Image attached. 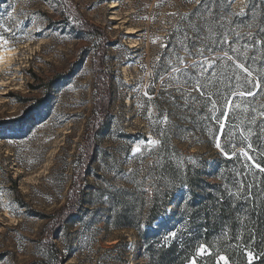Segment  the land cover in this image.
<instances>
[{"label":"rangeland","instance_id":"rangeland-1","mask_svg":"<svg viewBox=\"0 0 264 264\" xmlns=\"http://www.w3.org/2000/svg\"><path fill=\"white\" fill-rule=\"evenodd\" d=\"M190 22L205 36L203 26L214 22V51L195 54ZM84 23L95 33L82 32ZM0 35L8 40L0 50V264H53L52 244L64 264H151L137 232L116 222L148 219L155 193L171 186L172 162L206 164V181L222 184L228 197L256 195L264 204V171L255 166L264 168V0H0ZM100 47L109 116L95 139L83 204L51 238L49 218L67 204L84 155ZM177 54L186 64L205 62L203 71L188 69L206 85L201 91L188 96L169 86L165 69ZM124 189L143 192L141 212L126 195L112 203ZM187 203L172 217L168 207L162 228L142 229L183 246L194 228L183 216ZM255 246L252 264H264ZM220 257L202 242L191 255L194 264H224Z\"/></svg>","mask_w":264,"mask_h":264},{"label":"trees","instance_id":"trees-1","mask_svg":"<svg viewBox=\"0 0 264 264\" xmlns=\"http://www.w3.org/2000/svg\"><path fill=\"white\" fill-rule=\"evenodd\" d=\"M82 29V30H81ZM80 30L84 33L94 34V28L84 23ZM94 71L96 75L97 99L94 103V115L87 127L84 155L78 173L75 175L68 202L56 214L49 219L52 224L46 231L55 236L63 225L77 215L84 201L82 184L88 175L90 167L96 157V136L99 134L104 121L109 116L111 104V84L108 75L104 71V50L100 47L95 53ZM191 160L195 157L190 156ZM207 165H194L186 162L182 168H178L172 162L165 176L171 181L167 190H159L151 200V209L146 221L138 215L135 223L128 218L116 222L121 228H133L142 244L148 247V255L151 264H192L191 258L194 248L203 243L209 251L216 254V258L224 256L230 264H247V252L250 251L251 242L255 241V250L264 252V204L258 201V197L247 198L246 195L228 197L224 193L222 184H210L206 181ZM13 181V180H12ZM13 183H15L13 181ZM137 199L140 212L145 207L146 200L143 192L132 193L121 190L112 194V203L122 196ZM188 200L183 211L184 218L194 222V228L189 229L192 238L184 242V245L173 243L166 246L160 243V235L156 231L143 230V226L159 229L164 226L160 223L162 215L168 207L171 208L170 216H174L179 204ZM255 204L256 210L251 209ZM169 208V209H170ZM190 224V223H189ZM250 224L253 225L252 233H249ZM154 239L156 241H154ZM262 241V243H261ZM260 242V243H259ZM54 259L53 264H64L62 253L52 244L48 248Z\"/></svg>","mask_w":264,"mask_h":264},{"label":"snow or ice","instance_id":"snow-or-ice-1","mask_svg":"<svg viewBox=\"0 0 264 264\" xmlns=\"http://www.w3.org/2000/svg\"><path fill=\"white\" fill-rule=\"evenodd\" d=\"M199 2V0H197ZM211 14V13H210ZM241 14H243V9H241ZM11 15V13H9ZM212 23L214 22H206L203 27L207 28L208 34L201 35L200 34V28L197 27L196 24L190 22V26L195 29L197 35L195 36V40L199 41L200 46L197 47L195 54L199 56H204V53L206 51H214L213 48L210 47V44L212 42V35H213V30H212ZM10 29H5V31H9ZM187 39V35L185 37ZM207 41V43H206ZM8 44V40L3 36L0 35V50L4 49V46ZM184 51L188 56L193 55L191 50L186 46L182 45ZM235 51V50H233ZM227 56V53H225ZM210 59V58H207ZM228 59H232L231 56L228 57ZM183 65V67L181 66ZM239 67H243L242 65H238ZM205 67V62L204 61H193L191 64H186L184 57L179 56L178 54L176 55V63L173 64L171 61L169 62V67L165 69L166 74L169 76V86L176 87L177 91H181L182 89L184 92L182 94H187L188 96L191 95V91H201L203 88L206 87L205 84L201 83L199 79L195 80L193 82L192 78L188 75V69H195V68H200L201 71H203ZM175 73H180L184 79L181 81L178 79L174 74ZM162 81L164 80V77H161ZM247 95H254L251 91L246 93ZM147 95V93H145ZM201 95H205V93L201 92ZM241 95H245V93H241ZM167 118L165 117V120ZM152 144H157L159 141H151ZM217 148H220L221 145L219 143L216 144ZM249 148L252 147V145H248ZM136 151H140L139 148L136 149ZM244 156L247 157L249 160H252V157L249 156L248 152L245 151ZM227 155V153H225ZM257 168H260L261 171H264V168H262L259 164L255 165ZM198 252L200 254H203L205 252V249L203 246L198 249ZM247 256L249 258V264H252V260L255 258L253 253L251 251L247 252ZM220 260L224 262V264H229L228 260L226 257L221 256ZM194 264V261L192 262Z\"/></svg>","mask_w":264,"mask_h":264}]
</instances>
